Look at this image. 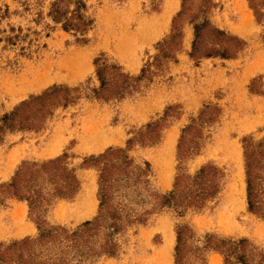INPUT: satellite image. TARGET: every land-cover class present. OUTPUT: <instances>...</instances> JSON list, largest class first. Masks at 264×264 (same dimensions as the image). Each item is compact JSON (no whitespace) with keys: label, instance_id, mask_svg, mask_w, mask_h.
Here are the masks:
<instances>
[{"label":"rangeland","instance_id":"374dc122","mask_svg":"<svg viewBox=\"0 0 264 264\" xmlns=\"http://www.w3.org/2000/svg\"><path fill=\"white\" fill-rule=\"evenodd\" d=\"M56 1L0 0V115L51 86L78 89L76 100L66 108H56L38 130L4 135L0 184L7 183L23 162L62 157L73 171L77 190L69 198H50L32 213L25 201L1 199L0 244L35 237L37 220L67 230L91 221L98 205L97 171L86 165L108 148H127L134 164H148V188L156 195L172 190L179 167L191 175L206 165L220 172L218 191L201 209H185L181 214L169 207L151 210L146 202L150 214L143 223L125 226L114 236L112 255L100 252L102 233L96 236L91 264H174L177 226L191 232L183 264H224L221 255L205 247L208 236L243 239L256 252L264 253V221L246 208L242 144L246 138L254 143L264 140V11L258 23L246 0H186L188 15L196 16L197 23L209 21L243 41V49L229 60H191L192 24L185 21L174 60L153 70L132 94L105 101L95 99L92 93L98 87L93 61L105 58L122 73L137 76L152 62L157 44L169 35L182 0H64L62 8L68 12L74 9V2L84 4L79 12L89 25L83 34L63 32L60 24L51 21L48 12ZM14 36L18 39L9 40ZM74 60L78 68L71 65ZM47 66L50 81L46 85L24 94L17 91ZM201 113L212 119L200 123ZM157 121L163 126L157 140L142 145L127 142L145 125ZM187 126L199 134L186 137L184 146L193 152L179 162L177 144ZM89 129L92 140L101 136L110 143L89 151L91 144L82 142ZM169 138L171 144H167ZM51 148L57 150L47 154ZM239 167L244 187L240 199L233 195ZM164 249L168 256L157 257V251ZM228 264L238 263L230 260Z\"/></svg>","mask_w":264,"mask_h":264},{"label":"trees","instance_id":"16d2710c","mask_svg":"<svg viewBox=\"0 0 264 264\" xmlns=\"http://www.w3.org/2000/svg\"><path fill=\"white\" fill-rule=\"evenodd\" d=\"M64 0L51 4L48 17L54 24H60L63 32L83 34L89 23L79 10L84 8L80 1L73 3L70 12L63 9ZM253 17L259 23L263 16L264 0H246ZM186 0H182L180 11L172 19L171 31L167 38L157 44V54L152 62L143 66L137 76H128L118 66L105 58L93 61L94 74L98 87L92 91L95 99L111 100L130 95L147 80L153 70L162 64L174 60L179 49L182 32L181 25L187 21L192 24V41L188 57L233 59L245 45L234 36L225 34L213 27L209 21L196 22V16L188 15ZM204 8V5H202ZM18 39L14 36L9 40ZM78 96L77 88L51 86L37 96L29 97L10 112L0 115V142L7 133L35 131L51 116L56 108H66ZM212 116L200 114V123L208 122ZM160 121L145 125L143 130L127 142L137 144L152 143L157 140L163 127ZM198 131V133H197ZM197 133V134H196ZM199 130L185 127L177 144V160L183 162L192 155V148L184 146L186 137L196 138ZM245 203L247 211L264 221V140L254 143L250 138L242 140ZM127 148H108L102 154L91 158V166L97 171V211L91 221H85L72 230L59 226H47L35 221L37 235L26 237L8 244H0V264H91V254L96 236L102 233L98 248L102 254L112 255L113 238L125 226L143 223L149 210L145 203L151 204V210L169 207L177 214L185 209H201L218 191L220 172L206 165L193 174L179 173L174 177L172 190L164 195H156L149 190V166L134 164L127 155ZM77 190V181L73 171L68 169L62 157L41 163L23 162L11 179L0 184V200L14 198L25 201L29 213L40 209L50 198H69ZM191 237L185 226L175 228L174 264H183L187 241ZM204 245L223 258L228 264L234 260L238 264H264V253H258L245 240H218L208 236ZM97 253V252H96Z\"/></svg>","mask_w":264,"mask_h":264},{"label":"bare ground","instance_id":"6f19581e","mask_svg":"<svg viewBox=\"0 0 264 264\" xmlns=\"http://www.w3.org/2000/svg\"><path fill=\"white\" fill-rule=\"evenodd\" d=\"M169 7V6H168ZM164 14H166V13H164ZM168 15L166 14L165 16H164V18L165 17H167ZM166 19V18H165ZM76 55V54H75ZM81 55V54H80ZM80 55H78V56H80ZM71 57H73V56H71ZM66 59H68L67 57H65ZM76 59V61H77V57L75 58ZM71 60H73V59H71ZM69 61H70V59H69ZM75 60H74V62L72 63V61H71V65H73V67L75 66L76 68H78L79 67V64H77V62H76ZM62 63H63V61H62ZM48 64H50V63H48ZM58 65V64H57ZM62 65V64H61ZM64 65V64H63ZM65 66V65H64ZM67 70H69V63H68V60H67ZM65 66V67H66ZM71 67V66H70ZM72 67V68H73ZM61 68L63 69V67L62 66H58V68L57 69H59V70H61ZM74 70H76V69H74ZM30 71V70H29ZM54 71V70H53ZM80 71V70H79ZM36 72V71H35ZM34 72V73H35ZM70 75H71V73H70ZM23 76V75H22ZM25 76V75H24ZM74 76V75H73ZM32 77V79H31V81H29V82H26L25 81V83H23V84H20V86H19V88L17 87V91L19 92V93H21V94H24L25 92H28V91H31V90H37V89H39L40 87H42V86H44V85H46L49 81H50V77H49V66H47V67H45L44 69H43V71H42V73H40V74H38V73H36V74H33V76H31ZM22 78V77H21ZM24 78V77H23ZM24 80V79H23ZM11 85V84H10ZM10 85H8V86H10ZM10 88V87H9ZM15 89V88H14ZM13 89V90H14ZM7 92H8V90H6ZM16 91V92H17ZM9 92H10V90H9ZM12 92V91H11ZM12 94V93H11ZM18 95H20V94H18ZM92 127H94V126H92ZM101 127V126H100ZM87 128V127H86ZM89 128V127H88ZM90 129H91V127H90ZM90 129H89V131H86L87 133H86V135H87V139H85V140H82V142L83 143H87V144H91V148H88V150L89 151H97V150H100V149H102L103 147H105V145L108 143H110L109 142V139H107L106 137H101L100 136V138H97L95 141L94 140H92L91 138V131H90ZM104 131V130H103ZM96 133V132H95ZM117 135H118V133H117ZM97 136V135H96ZM109 136V135H108ZM95 137V136H94ZM96 138V137H95ZM80 139H82V137H80ZM113 139V138H112ZM115 140V139H114ZM117 140V139H116ZM115 140V141H116ZM172 138H169L168 139V143L167 144H171L172 143ZM113 142V141H112ZM79 143V142H78ZM107 146V145H106ZM49 150V149H48ZM57 150V148H51L48 152H47V154H54L55 153V151ZM238 159H239V157H238ZM239 161H240V159H239ZM234 164V163H233ZM242 177H241V169H240V167L238 168V171H237V175L235 176V179H234V183H235V185H234V190H233V195H235V197H237L238 199H240V197H242V192H243V182H242V179H241ZM90 191V190H89ZM86 201V200H85ZM238 203V202H237ZM236 205V204H235ZM169 239V238H168ZM166 244V243H165ZM169 244V243H168ZM156 255H157V257H163V258H165V257H167L168 256V252L166 251V249H164V250H160V251H157V253H156Z\"/></svg>","mask_w":264,"mask_h":264},{"label":"crops","instance_id":"0c3cea01","mask_svg":"<svg viewBox=\"0 0 264 264\" xmlns=\"http://www.w3.org/2000/svg\"><path fill=\"white\" fill-rule=\"evenodd\" d=\"M17 203H19V204L21 205V203H20V202H17Z\"/></svg>","mask_w":264,"mask_h":264}]
</instances>
